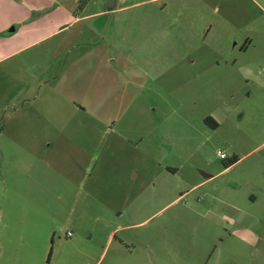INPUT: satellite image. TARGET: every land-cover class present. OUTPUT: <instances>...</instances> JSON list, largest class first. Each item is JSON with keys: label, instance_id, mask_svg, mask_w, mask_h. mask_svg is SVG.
Returning <instances> with one entry per match:
<instances>
[{"label": "rangeland", "instance_id": "374dc122", "mask_svg": "<svg viewBox=\"0 0 264 264\" xmlns=\"http://www.w3.org/2000/svg\"><path fill=\"white\" fill-rule=\"evenodd\" d=\"M58 4L85 13L131 6L91 24L115 26L123 52L137 49L155 76L168 72L131 106L124 94L112 105L122 119L114 141L85 116L37 127L32 150L42 157L28 142L12 187L0 137V264H264V0ZM162 23L169 40L159 45L150 33ZM51 104L43 96V108ZM63 130L77 141L72 151L93 158L51 167L44 152Z\"/></svg>", "mask_w": 264, "mask_h": 264}, {"label": "crops", "instance_id": "0c3cea01", "mask_svg": "<svg viewBox=\"0 0 264 264\" xmlns=\"http://www.w3.org/2000/svg\"><path fill=\"white\" fill-rule=\"evenodd\" d=\"M26 3L27 0H0V137L9 160L4 168V183L9 187L16 184V173L24 169L23 152L28 142L34 144L30 146V156L40 157V153L32 150L38 143L37 127L49 124L63 129L73 124L74 116H85L86 121L92 120L112 136L116 124L122 120L117 105L113 108L112 105L124 94L131 106L140 91L152 86V80L163 79L168 72L161 70L155 76L151 68L142 64L145 55L138 57L137 49L123 52L115 26L109 31L106 25L91 24L104 15L127 12L131 6H111L85 13V8L68 7L58 4V0ZM167 25H157L156 37L150 33V38L159 45L169 40ZM93 36L98 38L93 40ZM140 53L145 51L140 49ZM147 57L152 59L151 54ZM55 63L61 64L59 71L49 77V72L54 73ZM43 96L52 98V104L46 108L42 105ZM47 109L59 116L43 119L41 111ZM83 122V118L78 119V123ZM27 126L34 136L26 135ZM65 131L54 138L55 146L49 143L44 152L50 157L51 167L64 170L75 165L74 162L80 166L84 159L93 158L81 146L72 151L77 141ZM112 138L114 141L115 137Z\"/></svg>", "mask_w": 264, "mask_h": 264}, {"label": "trees", "instance_id": "16d2710c", "mask_svg": "<svg viewBox=\"0 0 264 264\" xmlns=\"http://www.w3.org/2000/svg\"><path fill=\"white\" fill-rule=\"evenodd\" d=\"M247 48V46H245ZM205 123L210 125L213 128H217L219 126V123L213 119L212 117H208L205 120ZM239 161V158L237 156L231 158L228 162L225 163L226 168L232 166L233 164L237 163Z\"/></svg>", "mask_w": 264, "mask_h": 264}, {"label": "built area", "instance_id": "2783aa9c", "mask_svg": "<svg viewBox=\"0 0 264 264\" xmlns=\"http://www.w3.org/2000/svg\"><path fill=\"white\" fill-rule=\"evenodd\" d=\"M219 154H220L221 158H223V159L226 158V155L225 154H223V153H219Z\"/></svg>", "mask_w": 264, "mask_h": 264}]
</instances>
